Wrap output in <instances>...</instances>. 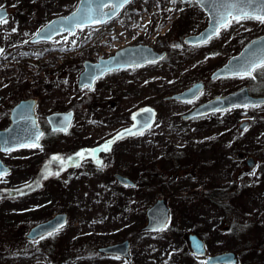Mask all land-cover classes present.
<instances>
[{"label":"rangeland","instance_id":"374dc122","mask_svg":"<svg viewBox=\"0 0 264 264\" xmlns=\"http://www.w3.org/2000/svg\"><path fill=\"white\" fill-rule=\"evenodd\" d=\"M78 3L0 0L10 11L8 22L0 24V129L9 125L8 113L15 102L37 95L38 114L47 130L39 148L0 150L12 168L0 182V192H6L0 193V264H202L204 258L191 253L189 233L205 240L208 254L235 251L242 264H262L253 252L256 247L252 248L258 232L264 231L260 223L240 240L231 230L237 217H245V230L254 219L264 224L263 108L183 120L181 115L199 100L163 101L154 124L142 135L116 140L110 151L99 152V165L88 159L84 167L72 168L51 189L17 198L8 195L10 190L33 183L46 152L101 147L133 124L137 110L183 90L215 66L200 57L180 62L169 72L164 64L124 69L99 80L94 90L79 88L80 62L111 55L127 43L155 45L162 29L151 24L164 4L160 6L163 0H133L107 26L31 43L41 27L69 14ZM195 19L197 26L205 24L201 15ZM236 24L246 30L242 33L246 36L264 30V24L255 20ZM74 106L71 131L52 132L45 116ZM244 121L249 125L241 130ZM249 156L256 160L253 168L247 164ZM115 173L128 176L137 187L119 185ZM243 184L251 189L232 201L239 206V214L231 208L221 211L208 196L215 189L233 186L237 190ZM162 197L171 209L168 228L142 231L146 210ZM59 212L69 214V223L58 235L37 241L26 238L33 225ZM125 238L132 243L131 260L98 253V246Z\"/></svg>","mask_w":264,"mask_h":264},{"label":"water","instance_id":"95a60500","mask_svg":"<svg viewBox=\"0 0 264 264\" xmlns=\"http://www.w3.org/2000/svg\"><path fill=\"white\" fill-rule=\"evenodd\" d=\"M132 1V0H131ZM187 1V0H186ZM110 0H80L77 8L66 16H59L53 18L46 25H44L32 38V42L39 41H51L55 37L61 34L69 33L74 34L77 32L78 28L91 26L94 24H104L109 20H112L119 12L123 9L120 8L115 14H113L112 9L101 8L99 7L103 3H108ZM129 4V3H128ZM204 11L209 15L210 22L209 27L204 30L198 36H191L186 39L187 42L191 43H200V38L202 34L207 35V33L212 31V14L210 11V6H204L199 4ZM92 8L95 11L93 12L92 20H88L84 15L82 9ZM3 11L6 12L8 17L9 11L7 8L3 7ZM76 13V17L73 14ZM107 14V15H104ZM101 20L102 22L96 23V20ZM52 29H58L59 31H52ZM47 37V38H46ZM264 47V36L256 40L251 41L242 52L235 57H232L225 67L220 69L215 75H239L236 71L230 70L235 69L239 66L242 61L248 57L252 52L257 51ZM1 49V47H0ZM258 55H264V52H257ZM164 53H157L151 47L145 46L143 44L127 46L120 49L114 55L108 58H102L98 62L86 61L84 63V70L79 76V87H84V85L89 84L90 87H94L95 81L100 77L104 76L106 73L114 70H118L126 67H134L144 65L150 62H155L164 57ZM110 69V71H105ZM102 73V74H101ZM214 75V76H215ZM92 77H99L98 79L92 80ZM202 90V82H199L193 85L191 88L174 94L172 98L174 99H193L195 98L200 91ZM264 103V97H253L249 94L247 88L240 89L234 93H231L225 97H219L212 99L211 101L198 106L190 113L183 116L184 119H190L194 117H200L207 115L216 111H223L234 107H240L244 105L255 106ZM37 99L35 97H29L18 101L9 112L10 124L6 128L0 129V146L4 140H8V146L13 148L16 147L18 143L31 142V137L34 133H44V129L39 125L38 116L36 113ZM151 109V113L142 112L139 110L134 116V125L136 127H130L135 133H140L146 130L148 127H144L145 120H148L150 126L153 124L155 119V109ZM74 110L67 112H55L51 113L47 117V121L53 131H63L66 132L70 128L74 120ZM149 116L151 119L149 120ZM247 126V122H244L240 125L241 129H244ZM66 127V131L61 130ZM124 131V130H123ZM122 131V132H123ZM126 136V135H125ZM42 137V136H41ZM41 139V138H40ZM39 139V143H40ZM5 152V151H4ZM248 165L250 168L255 166V160L253 157L248 159ZM7 169V174L11 172V168L7 166L0 157V170ZM118 182L122 185L131 186L135 185L134 181L130 178L116 174ZM147 225L143 227L142 230H150L158 228L164 221H167L169 224L171 219L170 208L167 204V200L162 197L157 199L148 209H147ZM68 215L66 213L57 214L51 220L38 224L33 227L29 233V238L34 239L39 237V234H46L47 231L52 230L55 227H59L60 224H65L67 221ZM189 243L190 248L194 255L203 257L207 255V248L205 241L201 239L197 234H189ZM200 244L201 249L199 252L193 247L194 244ZM100 253L118 255L124 258H131V241L130 239H125L123 241L100 246L98 248ZM231 261V264H239V256L234 251H225L215 255H210L206 257V264H228Z\"/></svg>","mask_w":264,"mask_h":264},{"label":"flooded vegetation","instance_id":"af4514ba","mask_svg":"<svg viewBox=\"0 0 264 264\" xmlns=\"http://www.w3.org/2000/svg\"><path fill=\"white\" fill-rule=\"evenodd\" d=\"M160 6H163L161 13L159 14L160 16L159 18H157V15L155 16V19L153 20L151 26L154 25V27H158L159 30L162 29L161 35L158 36L157 41H155L154 43L155 45H153L152 43L150 44L146 43V44L152 46L154 50H156L157 52L160 53L166 52V56L159 62L151 63L142 67H135V68H143V67L145 68L147 66H156L158 64H164L165 67H169V70H167L169 72L170 70L173 69L175 65L179 64L180 62L183 63L184 61L185 62L197 61L196 59L200 57H201L200 59H206L209 63L214 64L215 66L210 69V72L208 74L197 78L192 84H190L189 86L183 89L185 90L197 82H202L203 89L197 98H195L193 101L176 100L182 103H192L199 100L198 103L194 104L191 107V110L211 99H214L216 97H224L244 87L248 89L250 95L254 97H264V69H258L257 71H255L253 73V77L255 78L247 77V76L242 77L241 75H222V74L214 76V74L217 71H219L222 67L226 66V64L230 61L232 57H235L238 54H240V52L251 41L264 36V30L261 32L259 31L256 35L247 34L248 36H246V34H242V33H246V30L239 28L240 27L239 25L233 23L226 30L221 29L220 35L218 37H213L206 44L201 42L188 43L186 42V39L188 37L198 36L205 29H207L210 21L208 14H206V12L200 7L199 3L196 2L189 3L186 0H176L175 3H173L172 0H163V3L160 4ZM197 14L199 16L201 15L202 20L205 24H202L201 26L196 25L195 16ZM263 28L264 25L262 26V29ZM152 31L154 32V30ZM236 47L238 49H235L233 52L230 51L231 48H236ZM208 62H204V63H208ZM168 76L169 75H167L166 77ZM147 79H149V75H147ZM94 88L93 89L91 88V90H94ZM207 90H209L210 93H206ZM204 94L205 96L206 95L208 96H206V98H203ZM168 97L169 95L164 96L163 99H168ZM257 108L264 109V103L257 106L238 107L229 110L225 109L222 111V113L232 112L237 110H255ZM39 119L41 122V117H39ZM46 124L49 126L47 119H46ZM70 131L71 130L67 132H58V133L68 134ZM46 133L47 130L45 128L44 134L39 143L40 145L43 144V138L46 135ZM99 148L100 146L96 148L95 147L86 148L85 146H83L75 152L62 151L55 154L46 152V156L42 159L41 161L42 163L39 166V169L37 170V174L34 178V184H32L33 187L31 189L25 187V185L18 187V189H22L24 193L23 195L19 193V196L22 197L46 189L53 188L56 185L55 182L60 181L62 176L71 172L72 168H79V167L81 168L82 166L84 167V163L86 165V158L88 157L87 151L91 152L92 149H99ZM79 152H84L85 155L83 157L77 156L76 154ZM99 152L101 151H97L95 155L98 154ZM56 156L61 157L63 162L54 160L53 157ZM40 172L42 174H40V179H39ZM46 172H51V173L58 172L59 175H49L47 179H44L43 177ZM55 215L48 218L47 220L52 219ZM66 226L67 225L64 224L63 227L60 228L58 232H55L51 236L58 235L59 232L62 229H64ZM32 227L28 230L26 237H28V234L32 229Z\"/></svg>","mask_w":264,"mask_h":264},{"label":"snow or ice","instance_id":"6c2138e0","mask_svg":"<svg viewBox=\"0 0 264 264\" xmlns=\"http://www.w3.org/2000/svg\"><path fill=\"white\" fill-rule=\"evenodd\" d=\"M131 0H110L108 3H103L99 7L101 8H111L113 14H115L120 8H122L125 4L130 3ZM173 3L176 2V0H172ZM187 2L192 3L196 2L204 6H210V11L212 14V31L207 33V35L202 34L200 38L201 43H208L210 39L213 37H218L220 35L221 29L226 30L229 28L233 23H241L243 20H255L258 21L261 24H264V0H187ZM82 11L84 15L87 17L88 20H92L93 18V12L95 11L92 8L82 9L78 10ZM76 13L73 14L74 17H76ZM107 15V14H104ZM7 15L6 12L3 11V6L0 5V24L7 23ZM96 23L102 22L101 20H96ZM12 31H16L15 28L12 29ZM52 31H59L58 29H52ZM27 35V34H25ZM47 38V37H46ZM3 52V49H0V53ZM257 52H264V47L261 49L252 52L248 57H246L242 63L237 66L234 70L237 72V74L241 75L242 77H253V73L257 71L258 69H264V55H258ZM105 71H110V69H107ZM102 74V73H101ZM99 77H92V80L98 79ZM85 87H90L89 84L84 85ZM244 107H248V105H244ZM142 112L151 113V109H143ZM133 119H136V116H133ZM151 119V116L148 118ZM144 127H150V124L148 123V120H145ZM133 127H136V125H133ZM66 131V127L61 129ZM246 130V129H245ZM137 133L133 132L132 129H125L123 132L118 133L115 137H113L112 140L106 141L104 145H102L99 149H92L91 155L94 157L95 153L97 151H110L111 145L116 142V140L123 139L125 135H135ZM139 134H143V132H140ZM43 133H34L33 136L30 138L31 142H24V143H18L16 147H31V148H39L41 145L39 144V139ZM9 141L4 140L2 142V146H0V150L5 152H11L15 150V148L8 146ZM77 156L83 157L85 155L84 152H79L76 154ZM54 160L62 161V158L59 156L53 157ZM97 163H101L100 161H97ZM7 175V169L0 170V182H3V178ZM49 175H59V173H51L46 172L44 174V179H47ZM25 187L31 189L33 187L32 184H27ZM17 192H19L21 195H23L22 189H17ZM168 224L167 221H164L158 228L154 229L157 231H163L167 228ZM63 227V224H60L59 227H55L52 230L47 231V235L51 236L55 232H58L60 228ZM44 234H39V239H43ZM35 239V237H34ZM197 252L200 251L201 245L200 244H194L193 246ZM202 264H206V262H202ZM228 264H231V261L228 262Z\"/></svg>","mask_w":264,"mask_h":264},{"label":"trees","instance_id":"16d2710c","mask_svg":"<svg viewBox=\"0 0 264 264\" xmlns=\"http://www.w3.org/2000/svg\"><path fill=\"white\" fill-rule=\"evenodd\" d=\"M33 95H34V93H33ZM161 103H162V100L158 101L154 106L156 108H158V106H160ZM177 168H178V166H175V169H177ZM262 174H264V168L262 169ZM250 189H251V187L248 184L240 185V187H238L237 190L233 186H228V188L226 187L223 190L215 189L214 191L209 192L208 196H209V198H213V199H211V201L214 202L215 206H219L218 208L221 211L224 210L227 212V209L231 208V210H235V212L237 214H239L238 211H241L239 206H235V203L232 201L234 199L240 198L241 193L247 192ZM215 198H218V199L215 200ZM248 216H251V215H248ZM244 218L245 217H237L236 222H234L232 230H231L233 233H235L236 238H238L239 240L246 238L243 235L249 231L255 230V226L259 223H260L259 225L261 226V228H264V224L261 221L257 222L254 219L253 221H251V223L249 222L250 225H249L248 229L245 230L243 227L245 225V223L243 221ZM256 237H257L256 243L252 245V248L256 247L257 251H253V252L259 257V259H261V263L264 264V231L258 232ZM240 257H241V255H240ZM241 259H242V257H241ZM241 261H243V260H241ZM241 264H242V262H241Z\"/></svg>","mask_w":264,"mask_h":264}]
</instances>
